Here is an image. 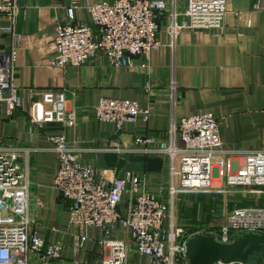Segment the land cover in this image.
<instances>
[{"label": "built area", "instance_id": "built-area-1", "mask_svg": "<svg viewBox=\"0 0 264 264\" xmlns=\"http://www.w3.org/2000/svg\"><path fill=\"white\" fill-rule=\"evenodd\" d=\"M81 2L70 0L66 11L71 20ZM179 2L100 0L87 4L90 24L57 25L51 65L79 67L102 55L113 68H132L138 56L145 57L142 65L146 66L151 53L161 46L159 15L165 11L168 46L174 56L182 30L209 31L225 24L227 0H187L183 11L178 8ZM18 8V0H0V16L6 21L2 30L13 37L10 53L0 50V106L4 105L8 115L23 106L11 80L19 40L15 32ZM253 9L264 12V0H254ZM173 70L168 88L175 107L180 97L175 64ZM30 113L40 127L47 123L71 127L76 123L65 90L45 92ZM150 114L149 106L130 98L102 96L95 106L96 118L113 124L117 130L140 119L147 122ZM219 123L214 112L200 111L173 119L163 142L138 136L131 146H115L124 157L129 153L157 157L163 166L167 158L168 184L153 190L145 187L143 171H126L120 177L114 169L100 170L79 158L77 148L65 134L50 135L57 162L53 188L69 204V222L78 234L77 247L85 248L90 241L100 246L102 257L95 264H190L187 242L196 234L228 244L243 232L264 233L263 205L229 207L225 200L213 215L214 221L222 220L220 225L198 224L199 229L189 235L176 218L179 193L264 195V150L247 152L240 163L235 152L225 146ZM29 190V177L17 154L0 151V264H52L64 254L63 240L46 244L42 232L33 229ZM92 229L99 230V234L92 233Z\"/></svg>", "mask_w": 264, "mask_h": 264}, {"label": "crops", "instance_id": "crops-1", "mask_svg": "<svg viewBox=\"0 0 264 264\" xmlns=\"http://www.w3.org/2000/svg\"><path fill=\"white\" fill-rule=\"evenodd\" d=\"M98 1L82 0L75 10V19L71 20L66 11L70 0H18L15 32L19 40L11 80L18 88L23 106L11 115L4 105L0 106V151L17 154L28 174L33 229L42 232L46 244L54 240L65 242L63 256L52 260V264H95L103 249L94 241L85 248L77 247L78 234L69 222V204L53 188L57 162L50 135L65 134L82 161L100 170L114 169L120 177L125 175L123 167L128 155L124 157L116 145L131 146L138 136L163 142L168 138L173 119L200 111L218 116L221 138L240 163L247 152L264 150V12L253 9L254 0H227L226 20L220 28L182 30L175 56L168 46L167 12H161V46L151 53L146 66L142 65L145 57L138 56L132 68H113L102 55L79 67L51 65L57 25L90 24L85 6ZM186 5L187 0H180L179 10L183 11ZM5 24L0 16V50L10 53L13 37L2 30ZM173 64L180 88L175 107L168 88ZM49 90L66 91L69 106L76 113L74 126L47 123L40 127L32 120L30 112ZM102 96L137 100L151 108L150 118L117 130L113 124L96 118L95 106ZM144 176L145 187L152 190L158 185L166 186L169 181L168 174L164 177L160 172L144 171ZM246 198L251 199L247 195ZM246 198L241 199L244 204L240 205L264 206L263 196L250 200L251 203ZM232 202L234 199L230 198L226 204L229 207L237 204ZM211 222L220 225L222 220ZM91 232L99 234L97 229Z\"/></svg>", "mask_w": 264, "mask_h": 264}, {"label": "water", "instance_id": "water-1", "mask_svg": "<svg viewBox=\"0 0 264 264\" xmlns=\"http://www.w3.org/2000/svg\"><path fill=\"white\" fill-rule=\"evenodd\" d=\"M123 169L160 172L163 161L157 157L129 153ZM187 244L190 264H213L217 261H240L247 264L264 262V233L261 232H243L228 244L217 241L213 236L196 234L189 238Z\"/></svg>", "mask_w": 264, "mask_h": 264}, {"label": "rangeland", "instance_id": "rangeland-1", "mask_svg": "<svg viewBox=\"0 0 264 264\" xmlns=\"http://www.w3.org/2000/svg\"><path fill=\"white\" fill-rule=\"evenodd\" d=\"M167 162V158H164V166L162 171H160L161 176L164 177H167ZM151 184L153 185V183ZM155 184H157V182H154V185ZM215 184L217 183L215 182ZM246 195L251 199L246 198ZM246 195L243 194L242 197V193H238L226 199L227 197H225L222 193H179L176 197L175 204L176 218L184 225L183 227L186 229V235H189L192 231L199 229L200 226L198 224L209 223L211 220H214L213 215L217 213V209L221 210V206L225 200L228 201L230 198H233L234 202H237V200L240 199V201H238L237 204L235 203V205L246 206L240 205L244 204L241 202V199L243 200L246 198L245 200H249L248 202L251 203L250 200L252 201L255 198H261V196L264 197V195L258 197L251 196L250 194ZM234 202H232V204ZM208 220L210 221L207 222ZM213 230H215V227H213Z\"/></svg>", "mask_w": 264, "mask_h": 264}]
</instances>
